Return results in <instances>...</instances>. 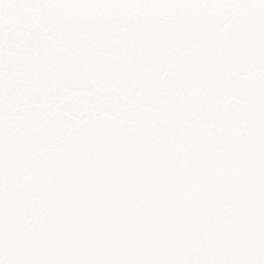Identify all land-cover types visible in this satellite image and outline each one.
Masks as SVG:
<instances>
[{
  "label": "snow or ice",
  "instance_id": "obj_1",
  "mask_svg": "<svg viewBox=\"0 0 264 264\" xmlns=\"http://www.w3.org/2000/svg\"><path fill=\"white\" fill-rule=\"evenodd\" d=\"M0 264H264V0H0Z\"/></svg>",
  "mask_w": 264,
  "mask_h": 264
}]
</instances>
